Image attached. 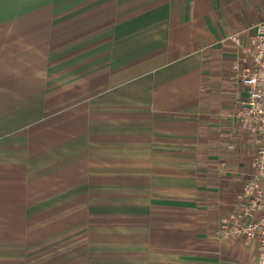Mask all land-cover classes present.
Wrapping results in <instances>:
<instances>
[{
	"label": "crops",
	"instance_id": "0c3cea01",
	"mask_svg": "<svg viewBox=\"0 0 264 264\" xmlns=\"http://www.w3.org/2000/svg\"><path fill=\"white\" fill-rule=\"evenodd\" d=\"M262 22L264 0H0V264H255L217 233L252 137L208 151L206 119Z\"/></svg>",
	"mask_w": 264,
	"mask_h": 264
},
{
	"label": "built area",
	"instance_id": "2783aa9c",
	"mask_svg": "<svg viewBox=\"0 0 264 264\" xmlns=\"http://www.w3.org/2000/svg\"><path fill=\"white\" fill-rule=\"evenodd\" d=\"M232 39L240 47L232 70L244 92L235 117L240 130L252 137L254 173L243 184L235 208L222 217L217 233L231 241L256 242L255 264H264V22L257 25L251 46L237 36Z\"/></svg>",
	"mask_w": 264,
	"mask_h": 264
},
{
	"label": "rangeland",
	"instance_id": "374dc122",
	"mask_svg": "<svg viewBox=\"0 0 264 264\" xmlns=\"http://www.w3.org/2000/svg\"><path fill=\"white\" fill-rule=\"evenodd\" d=\"M214 92V97L207 106L206 148L208 151L220 152L230 144L238 129L234 113L243 98L240 78L232 70L231 75L219 78V85ZM238 130L242 137L244 132ZM253 153L254 151L252 156Z\"/></svg>",
	"mask_w": 264,
	"mask_h": 264
}]
</instances>
